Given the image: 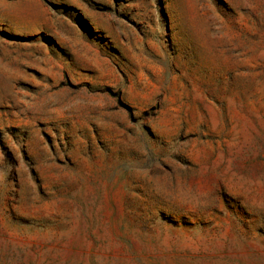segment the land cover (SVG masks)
Listing matches in <instances>:
<instances>
[{
    "label": "rangeland",
    "instance_id": "obj_1",
    "mask_svg": "<svg viewBox=\"0 0 264 264\" xmlns=\"http://www.w3.org/2000/svg\"><path fill=\"white\" fill-rule=\"evenodd\" d=\"M0 264H264V0H0Z\"/></svg>",
    "mask_w": 264,
    "mask_h": 264
}]
</instances>
